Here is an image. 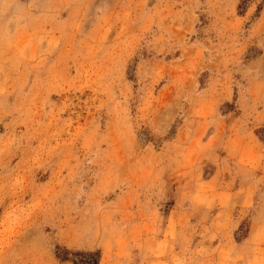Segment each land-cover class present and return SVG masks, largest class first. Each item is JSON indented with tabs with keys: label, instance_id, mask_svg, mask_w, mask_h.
Wrapping results in <instances>:
<instances>
[{
	"label": "rangeland",
	"instance_id": "rangeland-1",
	"mask_svg": "<svg viewBox=\"0 0 264 264\" xmlns=\"http://www.w3.org/2000/svg\"><path fill=\"white\" fill-rule=\"evenodd\" d=\"M264 264V0H0V264Z\"/></svg>",
	"mask_w": 264,
	"mask_h": 264
},
{
	"label": "trees",
	"instance_id": "trees-1",
	"mask_svg": "<svg viewBox=\"0 0 264 264\" xmlns=\"http://www.w3.org/2000/svg\"><path fill=\"white\" fill-rule=\"evenodd\" d=\"M61 262L71 264H99L100 257L98 253H70L68 251L61 252L56 255Z\"/></svg>",
	"mask_w": 264,
	"mask_h": 264
}]
</instances>
